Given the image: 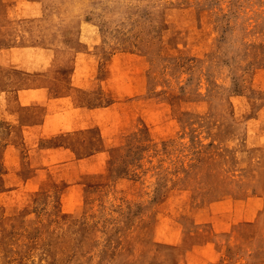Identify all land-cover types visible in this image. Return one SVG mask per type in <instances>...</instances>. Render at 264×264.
<instances>
[{"label":"rangeland","instance_id":"obj_1","mask_svg":"<svg viewBox=\"0 0 264 264\" xmlns=\"http://www.w3.org/2000/svg\"><path fill=\"white\" fill-rule=\"evenodd\" d=\"M0 264H264V0H0Z\"/></svg>","mask_w":264,"mask_h":264}]
</instances>
